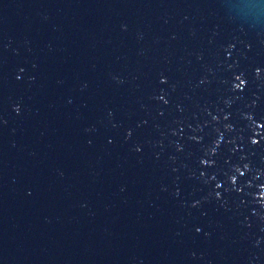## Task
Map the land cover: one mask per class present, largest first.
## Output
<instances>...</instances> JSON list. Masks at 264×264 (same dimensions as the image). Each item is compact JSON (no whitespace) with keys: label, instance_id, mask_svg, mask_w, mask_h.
I'll list each match as a JSON object with an SVG mask.
<instances>
[{"label":"water","instance_id":"95a60500","mask_svg":"<svg viewBox=\"0 0 264 264\" xmlns=\"http://www.w3.org/2000/svg\"><path fill=\"white\" fill-rule=\"evenodd\" d=\"M0 264H264V0H0Z\"/></svg>","mask_w":264,"mask_h":264}]
</instances>
